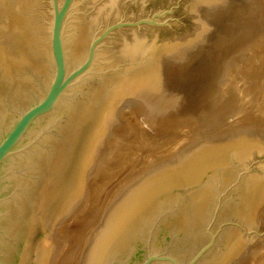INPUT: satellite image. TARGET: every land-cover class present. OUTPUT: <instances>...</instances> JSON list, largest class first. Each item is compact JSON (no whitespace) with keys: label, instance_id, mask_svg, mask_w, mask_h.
Here are the masks:
<instances>
[{"label":"water","instance_id":"water-1","mask_svg":"<svg viewBox=\"0 0 264 264\" xmlns=\"http://www.w3.org/2000/svg\"><path fill=\"white\" fill-rule=\"evenodd\" d=\"M258 0H0V264H53L123 131L220 119ZM264 121L190 141L114 197L80 264H235L264 240Z\"/></svg>","mask_w":264,"mask_h":264},{"label":"rangeland","instance_id":"rangeland-1","mask_svg":"<svg viewBox=\"0 0 264 264\" xmlns=\"http://www.w3.org/2000/svg\"><path fill=\"white\" fill-rule=\"evenodd\" d=\"M258 19H259V33L255 43L252 45V47L249 50H247L238 58L230 62L227 66L226 78L221 86L222 95L231 106L230 112L228 113L227 116L220 119H212V120L170 118L160 122H151L145 119L144 117H142L132 107H126L120 112V119L124 124L123 131L117 135H113L110 137L109 139L110 152L107 159L100 166L97 173L98 174L97 177L99 178L100 173L102 175V173L105 171L104 168L107 169V167H109V169L112 170L113 168H116L118 164L121 165L119 166V168L121 167L119 169L120 173L118 172L119 175L117 174L118 176L114 177L113 182L110 183V185L108 184V182L105 181V179L102 180V183H99L101 182L99 180H101L102 178L101 176H100L101 179L100 178L97 179L96 177L94 180H98V183L94 181L91 182V185H89L87 189L83 203L81 204L79 209L75 212V214L71 217V219L67 222L58 224L56 229L57 250H56L55 258H57V256L60 255V253L63 252L65 253L66 250L70 248V244L74 242L77 243V240L79 241L81 237L80 242L82 243L78 244L79 243L78 242L77 244L79 246H77V244L74 243L73 246L76 248L78 247L77 249L74 248L76 249V255L74 256L73 263L80 264L84 245L90 233L99 223V221L107 211L114 197L127 183H129L133 178L137 176V175L135 176L136 172L137 174L142 173L152 165L158 163L159 161L165 158H168L169 156L177 152L185 144L199 137L208 135L223 128L243 122L264 121V108H263L264 107V91H263L264 90V82H263L264 81V0H258ZM150 135L155 136V138L157 139L156 143H155L156 141L155 138L151 137ZM143 139L148 140L150 146H148L147 143L144 144L145 145L144 146L141 143ZM138 142H140L141 144ZM119 146L120 148L125 147L124 149L129 148V150L127 151L123 149L124 151L121 152L122 149L118 148ZM130 156H132L131 159L128 158ZM121 159L122 161L125 160L124 163H126L127 161L128 162L123 166V162L121 163L120 161ZM130 176L132 178H130ZM124 180L127 181L124 183ZM120 182L124 184L118 186ZM113 188L114 191L112 190L113 192H111L112 193L111 194L110 191ZM92 189L94 190V192ZM109 194H111L110 197ZM103 201L104 203H102L101 205V202ZM96 208L98 212L99 209L101 212V213L99 212L98 215H96L98 216V219L96 218L95 220V217L89 218L91 217L90 214H92L93 216V212L97 211ZM85 209L88 210L85 211ZM73 222H77V223H73ZM258 223L264 226V206L259 213ZM68 227H73V228H68ZM80 245L81 248L79 249ZM62 248L63 249L65 248V250H62ZM67 251H70V249ZM63 255L64 254H61L60 257H62ZM55 258L53 264H67L66 261L63 260V257L61 260H56ZM55 260L59 262H55ZM235 264H264V240L261 241L258 245H256L247 254H245Z\"/></svg>","mask_w":264,"mask_h":264},{"label":"bare ground","instance_id":"bare-ground-1","mask_svg":"<svg viewBox=\"0 0 264 264\" xmlns=\"http://www.w3.org/2000/svg\"><path fill=\"white\" fill-rule=\"evenodd\" d=\"M256 62H257V61H256ZM250 72H251V71H250ZM249 77H251V76H249ZM252 82H253V81H252ZM263 82H264V81H263ZM250 84H252V83H250ZM258 85H259V83H258ZM258 85H257V86H258ZM251 86H252V85H251ZM254 88H255V87H254ZM262 88H263V87H262ZM256 89H257V88H256ZM263 91H264V90H263ZM236 97H237V96H236ZM263 108H264V107H263ZM249 109H250V108H249ZM124 113H126V112H124ZM140 123H141V122H140ZM126 129H127V128H126ZM144 132H145V131H144ZM166 132H167V131H166ZM139 134H140V133H139ZM164 134H165V133H164ZM126 135H127V134H126ZM147 135H148V134H147ZM150 136L155 138V136H152V135H150ZM142 138H143V137H142ZM154 138H153V140H154ZM155 140H156V141H155V143H156V142H157V139L155 138ZM151 142H152V141H151ZM138 143H140V142H138ZM141 143H142L143 145L147 143V145L150 146L148 140H144V139H143V141H141ZM141 143H140V144H141ZM135 144H137V143H135ZM121 145H122V144H121ZM121 145H120V146H121ZM147 145H146V146H147ZM151 145H152V144H151ZM120 146H119L118 148H120ZM122 146H123V145H122ZM144 146H145V145H144ZM158 146H159V145H158ZM131 147H133V146H131ZM155 147H156V146H155ZM124 148H125V147H124ZM124 148H123V147L120 148V149H122L121 152H123L124 150H127V151L129 150V148H126V149H124ZM148 148H149V147H148ZM164 148H165V147H164ZM120 149H119V152H120ZM123 149H124V150H123ZM130 149H131V148H130ZM140 149H141V148H140ZM145 151H146V150H145ZM163 151H164V150H163ZM130 152H131V151H130ZM155 153H156V152H155ZM122 154H124V153H122ZM140 154H141V153H140ZM150 155H152V154H150ZM155 156H156V155H155ZM121 157H122V156H121ZM123 158H124V157H123ZM128 158L131 159L132 156H130V157H128ZM133 158H134V157H133ZM114 159H115V158H114ZM144 160H145V159H144ZM120 161H121V163L123 162V166L128 162V161L126 160L127 162L124 163L125 160L122 161V159H121ZM109 162H110V160H109ZM105 163H107V162H105ZM118 163H119V162H118ZM121 163H120V164H121ZM139 163H140V162H139ZM139 163H138V164H139ZM142 163H143V162H142ZM104 165H105V164H104ZM119 166H121V165L118 164L117 167H116V168H113L112 170H110L109 167H107V169L104 168L105 171L102 173L103 176L101 175V173L99 174V178H100V176H101V178H102V179L100 178L101 180H99V181H101V182H99V183H102V180L105 179V181L108 182V184L110 185V183L113 182L114 177H117V176L119 175V173H120V172H119V169H120L121 167L119 168ZM144 166H145V165H144ZM102 170H103V168H102ZM99 172H100V171H99ZM118 172H119V173H118ZM138 172H140V171H138ZM117 174H118V175H117ZM125 174H126V173H125ZM138 174H139V173H138ZM138 174H137V172H136V173H135V176L138 175ZM97 175H98V174H97ZM132 176H133V175H132ZM96 177H97V176H96ZM126 177H127V176H126ZM99 178L97 177V179H99ZM130 178H132V177L130 176ZM130 178H129V179H130ZM115 179H116V178H115ZM120 179H121V177H120ZM127 180H128V179H127ZM127 180H124V183H125ZM93 181L98 183V180H93ZM105 181H104V182H105ZM117 182H119V181H117ZM122 182H123V181H122ZM97 183H96V184H97ZM124 183H121V182H120V184H119V183H117V184H119L118 186H120L121 184H124ZM93 184H94V183H93ZM90 185H91V184H90ZM97 185H98V184H97ZM93 187H94V185H93ZM107 187H108V186H107ZM111 187H112V185H111ZM90 188H92V187H90ZM92 190H93V189H92ZM99 190H100V189H99ZM104 190H105V189H104ZM112 190L114 191V188L111 189L110 193L113 192ZM93 192H94V190H93ZM102 192H103V191H102ZM89 193H90V192H89ZM107 193H108V192H107ZM98 194H100V193H98ZM111 194H112V193H111ZM111 194H109V197H110ZM94 196H95V195H94ZM99 198H100V197H99ZM98 201H99V200H98ZM101 201H102V200H101ZM90 203H91V202H90ZM102 203H104V201L101 202V205H102ZM95 206H96V205H95ZM99 206H100V205H99ZM100 207H101V206H100ZM103 207H104V206H103ZM92 209H93V208H92ZM92 209H91V210H92ZM86 210H88V209H85V211H86ZM91 210H90V211H91ZM96 210H97V208H96ZM80 212H81V211H80ZM96 212H97V213H96ZM99 212H100V209H99ZM99 212H98V210H97V211H94V212H93V216H92V214H90L91 217H89V218H92V217L94 218V217H95V220H96V218L98 219V216H96V215H98ZM90 213H91V212H90ZM100 213H101V212H100ZM83 214H85V213H83ZM88 214H89V213H88ZM87 216H88V215H87ZM89 218H88V219H89ZM95 220H94V221H95ZM75 221H76V220H75ZM91 221H92V220H91ZM95 222H96V221H95ZM73 223H77V222H73ZM81 223H82V222H81ZM83 223H84V222H83ZM78 224H79V223H78ZM86 224H87V223H86ZM90 224H91V223H90ZM69 225H70V224H69ZM73 227H75V226H73ZM73 227H68V228H73ZM76 227H77V226H76ZM66 228H67V226H66ZM66 228H64V229H66ZM75 230H76V229H75ZM79 230H80V229H79ZM85 231H87V230H85ZM83 232H84V231H83ZM77 237H78V236H77ZM77 237H76V238H77ZM79 237H80V236H79ZM84 237H85V235H84ZM70 238H71V237H70ZM80 239H81V237H80ZM80 239H79V241L77 240V243L79 242L78 244L82 243V242H80ZM67 240H68V238H67ZM75 241H76V240H75ZM70 242H72V241H70ZM70 242H69V243H70ZM74 243H76V242H74ZM74 243H71V244H70V248L67 249V250L70 249V251H67V250H66L67 253H66V252H65V253H64V252H63V253H60V255H61V254H64L62 257H63V260H65L67 264H74V263H73V262H74V256L76 255V249L78 248V247H77V248H76V247H73V246H74ZM77 243H76V244H77ZM78 244H77V246H79ZM62 245H63V244H62ZM64 246H65V245H64ZM61 247H62V246H61ZM67 247H68V246H67ZM59 248H60V247H59ZM65 248H66V247H65ZM65 248H64V249L62 248V250H65ZM74 248H76V249H74ZM80 248H81V245H80L79 249H80ZM73 249H74V250H73ZM60 250H61V249H60ZM60 250H59V251H60ZM78 252H79V251H78ZM78 252H77V253H78ZM55 255H56V254H55ZM57 255H58V254H57ZM60 255L57 256V258H55V259H56V260H61L62 257H60ZM55 257H56V256H55ZM59 257H60V259H59ZM76 258H77V257H76ZM56 260H55V262H59V261H56ZM55 262H54V263H55ZM75 262H76V261H75ZM63 263H64V262H63Z\"/></svg>","mask_w":264,"mask_h":264}]
</instances>
